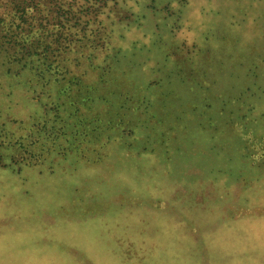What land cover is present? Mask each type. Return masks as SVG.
Masks as SVG:
<instances>
[{"label": "rangeland", "instance_id": "1", "mask_svg": "<svg viewBox=\"0 0 264 264\" xmlns=\"http://www.w3.org/2000/svg\"><path fill=\"white\" fill-rule=\"evenodd\" d=\"M113 4L111 72L47 97L0 69V125L38 141L0 145V264H264V0Z\"/></svg>", "mask_w": 264, "mask_h": 264}, {"label": "trees", "instance_id": "2", "mask_svg": "<svg viewBox=\"0 0 264 264\" xmlns=\"http://www.w3.org/2000/svg\"><path fill=\"white\" fill-rule=\"evenodd\" d=\"M113 2L117 0H0V69L3 68L5 74L16 77L27 76L26 84L33 91H41L50 83H60L66 76H70L63 81L66 85L71 83L81 86L80 76L75 73L70 75L71 66L86 64L92 69H99L101 75L111 72L112 66L109 63L101 65L97 59L103 50L104 57L109 59L110 50L114 46L113 29L105 25L101 17L106 9H114ZM46 89L49 90L44 91L45 95L50 97L53 88L48 86ZM84 91L89 92L87 87ZM58 102L59 98L55 97L42 103L45 107L46 104ZM44 111L47 112L45 109ZM84 119L87 124L92 122L93 125L87 128ZM84 119L80 117L75 129L72 131L71 128L70 138H78L82 133L89 136L93 131L97 138L101 135V130H113L117 126L125 130L122 120L118 121L117 126H105L102 129L103 126L100 125L103 123ZM77 125L84 130L81 132ZM106 138L109 139V135ZM35 142L38 141L34 137L26 142L20 140V136L11 139L9 130L5 132L4 124L0 125V145H16L15 148L22 156L20 159H26V164L36 163L34 157L37 155L34 152L37 147L32 144ZM253 145L254 143L248 144L246 141L243 155L249 156ZM143 150L145 148L139 151ZM26 153L29 156H23Z\"/></svg>", "mask_w": 264, "mask_h": 264}]
</instances>
